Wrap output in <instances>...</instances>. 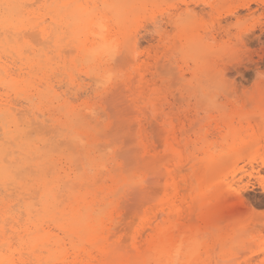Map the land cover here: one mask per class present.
Segmentation results:
<instances>
[{"label": "rangeland", "instance_id": "1", "mask_svg": "<svg viewBox=\"0 0 264 264\" xmlns=\"http://www.w3.org/2000/svg\"><path fill=\"white\" fill-rule=\"evenodd\" d=\"M63 1L70 6L78 1L105 23L103 33L114 43L110 58L106 54L93 63L64 40L65 62L55 61L47 84L23 67L28 89L14 95L0 87V101L11 100L13 116L22 113L19 121H27L21 127H33L24 128L30 139L52 151L53 165L46 163L45 171H59L65 183L77 173L96 178L98 192L93 187L90 194L89 185L64 184L88 204L108 199L101 207L105 212L96 213L113 233L107 245L115 263L132 258L136 243L159 224L183 255L178 264H264V0H32L25 31L35 48L45 42L33 27L47 26L48 10ZM113 5L120 7L118 19ZM7 59L2 61L17 72V59L13 65ZM35 88L43 96L37 98ZM3 137L0 124L1 143ZM0 188L7 194L0 191V232L4 227L6 233L0 234V254L13 264H62L56 247L52 261L45 252L42 262L28 257L17 235L27 219L24 203L37 200L26 199L34 189L29 194ZM215 189L231 210L209 219L204 201ZM64 193L68 190L59 195ZM45 227L69 246L53 225ZM2 235L9 241L5 245Z\"/></svg>", "mask_w": 264, "mask_h": 264}, {"label": "bare ground", "instance_id": "2", "mask_svg": "<svg viewBox=\"0 0 264 264\" xmlns=\"http://www.w3.org/2000/svg\"><path fill=\"white\" fill-rule=\"evenodd\" d=\"M31 1L32 0H0V33H1V35H0V54L2 55V56L0 55V87L5 88L7 90H11L14 95H15V93L25 92L26 89H28V88H26L25 84H27V87H28L29 83H30L29 80H25V79H30L29 74H27L28 72L26 73L28 75L27 76L28 78L27 77L24 78V76H23L24 79L21 78L23 75L21 73L23 67H24V69H27L29 71L30 75H31V73L33 74V78H37V76L38 77L41 76L42 78L40 77V79L44 80L45 83L47 82L46 81L47 78L49 80V78H51L53 76V74L51 73L52 71L51 72H49V71H50V69H52V70L54 69V68H51V66L53 67L55 61L58 60L62 63L65 62L64 60H62L63 59L62 48H63V46H65L62 43L64 40H66V42H69L70 45L71 44L73 45L75 43V46H77V48H75V49H78V51L80 52V55L82 54L83 56H85L87 58L89 57L93 63L95 61H98L100 58L102 59V57L104 55H106V54L108 55L109 50L113 47L112 44H114L113 38L109 39L105 35V33H103L104 32L103 30L106 28L105 23L104 22L101 23L99 21L101 23L100 24L98 22V20H100V19L97 20V18L94 17L95 15L93 16V11H91L92 9L90 10V8H87V7L84 8L82 5L78 4V1H77V4H75V2H74V5L71 4L72 6L68 5L70 3L69 1L68 2L63 1V2H61L60 5H56L55 7L50 8L48 10V13L50 14V17H49L50 18V22H49L50 25L49 24L48 25L51 26V29L48 25L42 26L43 25L42 23L45 22L44 20H42V23L40 22L42 24L41 26L35 25L36 28L33 27V29L37 30L36 34H38V38L41 37L40 42L42 40H43V42H45L44 44L41 42L43 45L40 43V45H42L43 48H42V46H41V48H35L33 45H31L28 42L29 39L26 40L27 35H29L30 33H28L29 31H27V32L25 31L26 27L28 26L27 23H29L27 21H30L29 17L32 14V10L30 7V5L32 4V3L30 4ZM43 1L45 2L48 0H43ZM33 4H35V3H33ZM105 4H108V3L105 2L103 4L105 10L107 8H109L108 10H111L112 7L110 5H105ZM108 6H110V7H108ZM112 11L114 13L113 16L119 15V16H116V18L118 19L120 17V12H121L120 7L114 6ZM31 22H33V21H31ZM46 22H48V21H46ZM40 23L38 22V24H40ZM95 25L99 29V31L97 29H95ZM54 26H56V27H54ZM54 28H56V29L58 28V29L55 30ZM23 32L25 35L23 34ZM23 36H25L26 38ZM31 37H33V36L31 35ZM31 37H30V39H31ZM89 37H91L92 39L89 40ZM30 42H32V41L30 40ZM46 42H47L48 46H47ZM49 43H52L51 47H50ZM45 44H46L47 48H44V47H46V46H44ZM75 46L73 45V47H75ZM49 47H50V49L53 48V50L51 52L48 51ZM45 49H47V50H45ZM72 49H74V48H72ZM63 51L65 53V50H63ZM66 53H67V51H66ZM2 57H4V58H2ZM6 57L9 59H12V60L14 59L13 61L12 60L10 61L9 59H7L9 61V63H12V65L15 63L16 59L20 63V66L17 69H14V71L17 70V72L13 73V71L11 72L9 70L11 68V66L9 67L8 66L9 64L5 63V62H7V61H5ZM85 57H83V58H85ZM83 58H82V60H83ZM108 58H110L109 55H108ZM3 59L5 62L2 61ZM77 59H79V58H77ZM105 62H106V60H105ZM65 66L68 67L66 64H65ZM65 66H62V68L56 67V66L55 67L57 69L60 68V70H62V69H66ZM24 69H23V72H24ZM92 70H93V68H92ZM98 72H99V70H98ZM49 73H51V75H49ZM47 75H49V76L47 77ZM101 76L102 75H100V77ZM54 78H56V77H54ZM31 79H32V77H31ZM40 79H38V80H40ZM31 82H32V80H31ZM35 82H36L35 84H37L38 81L35 80ZM48 83H50V81ZM40 85H41V82H40ZM38 88H39V86H38ZM50 88L51 87H48L47 90ZM29 90H30V88H29ZM35 90H34L35 91L34 94H37V98L38 97L40 98L41 96H43L42 91H38L37 88H35ZM28 91H27V93H28ZM47 92H49V91H47ZM19 95H20V93H19ZM22 96H23V93H22ZM34 96H36V95H34ZM28 97L25 99H28ZM7 99H10V98H7ZM4 101L5 100L0 101V124H1L2 130H3V134H4V137H3L4 141L2 143L0 142V185L5 190H7L8 188L11 190L17 189L18 191L22 190L23 192H28L29 194H31V192L34 189V192H32V193L36 192L35 195L33 194L34 196H31L32 195L31 194L26 199H29L32 197L34 199L37 198L36 202H34V203H24V206H23L24 212H25V215L27 216V219H25L26 220V223L24 225L25 228L21 227L22 231L17 232L19 240L22 243L23 250H26L28 252V257H30V258L33 257V259L36 262H42V261H40L43 258V257L40 258L41 254L43 252H45L47 254V256H46V259H47L50 257L51 250L54 247H56V249L61 250L60 256H61V261H62L61 263L62 264H178V260H179L180 256H181V258H183V255L180 254V252H179L180 249H178L177 245L175 246V243H173V236H171L169 238L167 235V232H165L160 227L159 224L150 228L148 235L146 236V238L143 241H141V243L140 242H138L139 244L136 243V245L134 246V251H133L134 253L132 254V258L128 257L125 260L119 261V263H115L114 259H112L113 255L110 254V251H109L110 250L109 246H111V245H109V246L107 245V241L110 240L111 237H114L113 235H110L109 238H107V235L109 233H111V234H113V233L110 232V229H105L103 227L104 222L102 224L101 218L98 217V215L96 213L97 211H99L101 213L103 211L105 212V210H104L105 208H101V207L102 206L105 207V205L107 204V203L105 204L103 200H105V199L108 200V199L104 197L102 202H99L98 204H95L96 201H94L95 203L88 204V203H86L83 195H79V193L78 194L73 193L72 192L73 189L71 191V189L69 190L66 187L67 184L68 185L70 184L71 188H74L73 183H74V185H77V184H75L76 182L82 186L83 185H86V186L89 185L88 188L91 187L90 188L91 190H89L88 193L90 194L91 191H94V189H93V187L95 185L94 180L96 178L95 179H93V177L87 178L86 176L85 177L84 176L75 177V176H77V174H78L77 173L74 175V178H73V179L76 178V180H73V179L68 180V181H71V183H72L71 184L68 181L66 183L61 182L62 180H60L61 177H60L59 171L55 172V169H53V168H56L55 165L51 167V170L52 169L54 170V172L52 170L51 173L52 174L55 173V174L51 175V173L47 172V170L45 171L47 164H49V167H50V165H53L52 164L53 158H52V156H50L51 155L50 152H52V151L47 153V151L49 149L47 151L45 150L46 151L45 152V151H43V149H45V148L42 149L41 147H39L37 145L38 140H35L36 139L35 135H33L34 132H32V136H34L33 138H35V139L34 140L30 139V138H32L30 136L31 133L27 134L26 131L29 132V130L26 129V131H25L24 128H28L31 124H29L27 127L25 126L24 128H22L21 123L23 124V121L27 124V121H25V119L22 120V122L19 121V118L21 120L20 116L22 115V113L20 112L21 115L16 118V116H18L17 114H19V113L15 114V116H13L12 111H11V110L14 111V109H16V107H15L16 105L11 104L12 103V102H10L11 100L9 102L7 100V102L10 103V105H14L15 108L12 109L13 107L9 106V105L7 106L8 103L5 104ZM16 111L19 112L20 110H18V108H17ZM27 111L30 112L31 110L29 109ZM14 113H16V112H14ZM25 114H29V113L26 112ZM25 114H23V116ZM74 116L76 117V115H74ZM30 121H32V120H30ZM36 124H38V123H34V125H36ZM31 126L29 127V129L32 130L33 127H31ZM41 126L42 125H39V127H41ZM35 127H37V125ZM43 129H39V130L42 131ZM35 130H37V129L35 128ZM39 130H37V131H39ZM37 133L40 134L39 132H37ZM41 133H44V132H41ZM40 136L42 137V134ZM44 136H45V133H44ZM71 139H74V140H72L74 142L75 139H78V137H76V138L73 137ZM80 139H81V137H80ZM73 142H71V144ZM47 143H49L48 145H53V144H50V142H47ZM47 143H46V145H47ZM51 143H53V142H51ZM54 143H55V141H54ZM81 146H82V144H81ZM13 148H15L16 150ZM14 150L18 153L17 156H15ZM53 152H56V151H53ZM46 153H47V155L50 154V155H48L49 158L46 155ZM46 158H47V160L45 161ZM41 159H44V160L40 161ZM78 163H80V161ZM88 167H90V166H88ZM31 168L33 169L32 172L33 171L34 172H33V174L31 173L32 176L30 177V173L28 174V170H30V172H31ZM98 181L99 180H97V182ZM60 183H61V187L65 183L66 185L65 184L64 185L66 188L64 187L63 189H61ZM70 185H69V187H70ZM76 187H78V186H76ZM94 188L96 189V191H94V193L98 192L97 191L98 188L97 187H94ZM65 189H66V192L68 190V193H64L66 195L60 196L59 192L61 194V190L63 191ZM0 191H1V193L4 194V192H2V190H0ZM21 192H18V194L23 195V193H21ZM103 192H104V189H103ZM14 193H15V191H14ZM91 193H93V192H91ZM4 195H7V194H4ZM91 195H93V194H91ZM10 196L9 197L7 196V198L13 199V197H10ZM15 196H16V194H15ZM2 199L4 200L5 198H2ZM8 200L10 201V199H8ZM8 200H6V201H8ZM67 200H69V201H67ZM241 200H236V201L242 202ZM232 201H234V200H232ZM234 203H235V201H234ZM234 203H232V204L234 205ZM13 206L14 205H12V207ZM20 206H22V204ZM204 206H205V209L207 212V217H209V219H216L218 216H220L225 211L228 212L229 210H231L230 209V207H231L230 201L227 198H225L220 193V191L217 189H215L205 199ZM12 207H10V208H12ZM96 207H99V208L96 209ZM235 207H236V204L233 207V210L235 209ZM6 210H7V207H6ZM171 214H172V210L168 213V218L171 216ZM21 215H23L22 212L20 213V216ZM0 216H1V214H0ZM224 216H226V215H224ZM20 218H17V219H20ZM13 221H15V220L13 219ZM15 222H17V221H15ZM20 222H21V219H20ZM47 224L53 225L54 226L53 229L60 231L63 234V236L66 239H68V242H69V243H67V244H69L68 247L64 248V245H62L61 239H58L57 236H54L51 234L50 230L46 229L45 225H47ZM12 226H14V225H12ZM3 230H4V227L2 228V231L0 232V234L5 233ZM13 232H14V230H13ZM21 233L23 236L20 235ZM4 235H2V236L5 239L3 242L5 245L9 241L7 240V238ZM26 236H27V239L24 238ZM67 244H65V245H67ZM68 248H70V249L68 250ZM53 252H55V251H53ZM58 255H56L55 257H57ZM50 258H49V261H52L54 259L53 258L52 260H50ZM57 258H59V257H57ZM57 258H55V260H54L55 262H56ZM43 263H45V262H42V264ZM50 263L51 262H49L48 264H50ZM0 264H13V263H11V259L9 257H7L3 254H0ZM23 264H26V262H24ZM179 264H180V262H179Z\"/></svg>", "mask_w": 264, "mask_h": 264}]
</instances>
